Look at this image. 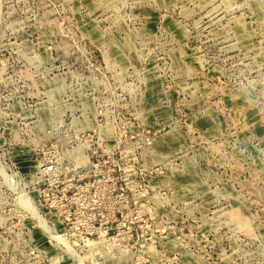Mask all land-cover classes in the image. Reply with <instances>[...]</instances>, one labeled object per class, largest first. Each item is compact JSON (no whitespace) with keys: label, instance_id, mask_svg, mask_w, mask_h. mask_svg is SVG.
I'll use <instances>...</instances> for the list:
<instances>
[{"label":"rangeland","instance_id":"rangeland-1","mask_svg":"<svg viewBox=\"0 0 264 264\" xmlns=\"http://www.w3.org/2000/svg\"><path fill=\"white\" fill-rule=\"evenodd\" d=\"M0 264H264V0H0Z\"/></svg>","mask_w":264,"mask_h":264}]
</instances>
